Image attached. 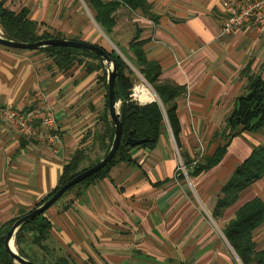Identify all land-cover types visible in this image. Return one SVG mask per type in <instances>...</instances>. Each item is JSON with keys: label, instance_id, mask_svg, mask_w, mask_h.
Here are the masks:
<instances>
[{"label": "crops", "instance_id": "0c3cea01", "mask_svg": "<svg viewBox=\"0 0 264 264\" xmlns=\"http://www.w3.org/2000/svg\"><path fill=\"white\" fill-rule=\"evenodd\" d=\"M8 1L0 3L11 9ZM16 1L18 6L11 10L25 7L40 26L65 38L101 41V29L92 17L68 21L80 12L81 0ZM223 1L145 0L149 15L126 5L116 9L114 26L109 35L104 33L107 39L131 55L128 44L135 37L145 58L159 65L158 78L183 88L175 98L177 144L165 122L152 146L131 148L130 161L117 162L106 175L74 187L51 204L43 214L50 225L43 242L51 253L85 264L239 262L218 221L230 210L228 221L251 198L264 203V173L221 216L213 219L211 212L235 167L253 146L264 143V129L232 137L217 164L186 175L212 153L219 141L215 135L226 133V117L245 91L248 77H264L262 37L250 27L219 34ZM123 24L128 25L129 37L119 44L117 28ZM97 75L85 73L78 64L61 71L41 51L0 46V107L37 109L39 116L49 109L57 124V138L49 144L22 137L0 118V227L51 191L63 165L75 154L79 166L103 154L104 88ZM185 160L188 165L182 172L177 166ZM252 240L264 252V223L253 231Z\"/></svg>", "mask_w": 264, "mask_h": 264}, {"label": "trees", "instance_id": "16d2710c", "mask_svg": "<svg viewBox=\"0 0 264 264\" xmlns=\"http://www.w3.org/2000/svg\"><path fill=\"white\" fill-rule=\"evenodd\" d=\"M81 1L89 10L93 21L106 35L110 34L115 24L114 13L120 5H126L131 10L137 9L143 15H149L147 13L148 5L145 0ZM0 33L5 38L22 42H34L47 38H65L57 31L40 29V24L29 17L28 10L25 7H20L18 10L13 11L3 7L1 3ZM141 44V41L136 40L135 37L130 40L128 50L131 55L128 59L137 73L142 76L148 85H150L156 95V99L143 104L133 100L129 96L131 87L133 86L131 80L133 71L126 66L122 58L114 50H106L99 45L106 51L109 57L114 58L117 62L119 74L116 87L123 96V99L118 105L119 119L121 122V138L114 155L102 168L72 185L64 192L79 185H85L95 178L106 175L109 168L117 162L130 161L129 150L131 148L136 146H152L165 122L177 144L179 125L175 113V98L182 93L183 88L158 78L160 73L159 65L145 58ZM34 51H41L48 54L52 64L61 71H66L73 64L81 65L85 73L93 71L99 72L104 69L102 61L88 49L54 46L36 49ZM97 78L104 87V104L101 118L105 124L107 143L104 147L103 156L109 146L113 126L107 113L106 84L104 77L99 75ZM225 126L227 129L225 134L215 135L218 137L217 139H219V141H217L216 147L212 153L205 155L202 162L196 163L187 171L186 175L188 177L194 176L217 164L221 160L225 148L232 137L243 131L257 132L264 129V77H260L259 75L248 77L245 91L236 98L231 112L226 117ZM130 131L133 132L135 138L149 136L152 140L139 145L129 146L124 143V139ZM98 159L99 158L94 159L93 162L86 166H79L80 158L78 154H75L63 165L57 185L35 205L52 193L60 184L92 165ZM183 164L185 167L188 165L186 160L183 161ZM263 173L264 143L253 146L249 155L235 167L227 181L222 185L212 209L211 217L216 219L221 216L223 210L237 199L238 194L251 182L260 178ZM43 214L44 211L34 216L32 219L22 224L15 232L13 244L16 251L35 263L70 264L65 257H56L52 262L45 258L44 254L49 252V250H47L42 242L48 235L50 225ZM17 217L10 219L0 227V264H14L12 258L4 250L3 233ZM263 223L264 203L260 199L254 197L242 203L234 211L233 216L221 228L223 237L235 253L240 264H264V252L262 250H257L252 240L253 231ZM33 247H37L43 251V254L38 255ZM29 248L32 250L29 251Z\"/></svg>", "mask_w": 264, "mask_h": 264}, {"label": "water", "instance_id": "95a60500", "mask_svg": "<svg viewBox=\"0 0 264 264\" xmlns=\"http://www.w3.org/2000/svg\"><path fill=\"white\" fill-rule=\"evenodd\" d=\"M0 46L10 49H26V50H36L45 47H73V48H84L92 51L104 64L105 67V84H106V99H107V113L113 126V132L109 146L104 153V155L99 158L95 163L86 167L82 171L78 172L70 179L66 180L58 187L54 189L46 198L41 200L37 205L32 207L26 213L17 217L8 227V229L3 233V247L6 253L12 258L13 262L17 264H41L30 261L29 259L20 255L13 244V236L18 228L32 219L34 216L45 211L53 202H55L59 196L72 185L85 179L92 173L98 171L102 168L108 160L114 155L116 148L120 142L121 138V122L119 119L118 105L123 99L120 90L116 87V81L118 77L117 62L114 58L109 57L106 51L99 45L82 40H74L68 38H47L40 39L34 42H22L17 40H12L5 38L0 33ZM150 101L156 99V95ZM149 101V102H150ZM152 138L149 136H144L141 138H135L133 132L130 131L124 139V143L129 146L139 145L148 141Z\"/></svg>", "mask_w": 264, "mask_h": 264}, {"label": "built area", "instance_id": "2783aa9c", "mask_svg": "<svg viewBox=\"0 0 264 264\" xmlns=\"http://www.w3.org/2000/svg\"><path fill=\"white\" fill-rule=\"evenodd\" d=\"M222 8L220 35L231 33L242 27H250L264 39V0H224ZM129 96L140 104L150 101H141L135 89L130 91ZM38 114L37 109L22 110L8 105L0 107L2 121L14 128L22 137L37 138L53 144L57 138L55 117L49 109H44L41 116ZM184 168L179 161L177 169L184 172Z\"/></svg>", "mask_w": 264, "mask_h": 264}, {"label": "rangeland", "instance_id": "374dc122", "mask_svg": "<svg viewBox=\"0 0 264 264\" xmlns=\"http://www.w3.org/2000/svg\"><path fill=\"white\" fill-rule=\"evenodd\" d=\"M57 1H60V0H57ZM62 1V0H61ZM66 1H68V0H66ZM75 1H78V0H75ZM7 4H8V6L11 8V9H13V8H15L16 6H18V3H17V1L16 0H10V1H8L7 2ZM83 4V3H82ZM82 8H80L79 9V13L78 12H75L76 14H75V16L74 17H72L73 19L71 20L70 18H68V21H71L72 23L71 24H73V22H75L76 20H77V17H79L80 15L82 16V17H87V19H90V17H91V15H90V13H89V10L87 9V7H84V5H82L81 6ZM60 26L61 27H68V25L66 24V25H64L63 26V24L61 23L60 24ZM126 26L128 27V25L126 24H123V25H119L118 26V28H117V30L119 31V33L121 34V37L122 38H120V40H119V44H124L125 42H126V40L128 39V37H129V35H128V33H125L126 32ZM40 29H47V30H49V31H52V29H50V28H44V27H42V26H40ZM66 34V33H65ZM67 35V34H66ZM99 35H100V39H101V41L99 40V42L98 43H96L97 45H100V46H102V47H104L106 50H110V49H112V50H114L121 58H122V60L124 61V63L126 64V66L129 68V69H131L132 71H133V73H132V76H131V80H132V82H133V86L131 87V90L130 91H132L133 89H135V91H136V94H137V96H140L139 94H140V89H142V87H144V88H146L150 93H151V95H152V97L153 98H155L154 97V93H153V90L151 89V87H150V85H148L146 82H145V80L142 78V76L141 75H139L138 73H137V71H136V69L133 67V65L131 64V62H130V60L128 59L129 57H130V55L129 54H127V55H125V54H123L120 50L122 49V48H120V47H117L116 46V44L114 43V42H112V40H110L109 38L107 39V37H106V35L102 32V31H100L99 30ZM63 36V35H62ZM74 40H77V39H74ZM120 50H119V49ZM103 64V63H102ZM104 65V64H103ZM126 73V72H125ZM99 75H102L103 77H104V81H105V78H106V74H105V67H104V69L103 70H101V71H99L98 72V75H97V77L99 76ZM104 87H102V89H103ZM140 98V100L141 101H148L149 99L146 97V96H140L139 97ZM263 133V134H262ZM262 136L264 135V132L262 131ZM250 136V135H249ZM260 136V135H259ZM263 140H264V136H263V138H262ZM102 156V155H101ZM100 158V157H99ZM94 160H89L88 162L89 163H91V162H93ZM88 163V164H89ZM73 189V188H72ZM68 191H70V190H68ZM68 191H66V192H64L60 197H62L65 193H67ZM58 198L55 202H53V203H57L61 198ZM52 203V204H53ZM229 211L230 210H227L226 211V213H225V215H223L221 218H220V220L221 221H218L219 222V229H220V227H222V226H224L225 224H226V222H227V218H228V214H229ZM213 228H214V230H215V233L218 235V236H220L221 234H220V230H218V228H216V227H214L213 226ZM221 239V238H220ZM223 241V240H222ZM43 244H44V242H42ZM45 245V244H44ZM224 245V244H223ZM46 248H47V250H49V252H46L44 255H45V258H47V260H49V261H53V259L54 258H56V257H65L64 256V254H63V256H57L56 254V252H53V253H51L50 252V249L47 247V246H45ZM224 247H226V245L224 246ZM33 249L38 253V255L39 254H43L42 252L43 251H41L40 249H38L37 247H33ZM32 249H30L29 248V251H31ZM227 251H229L228 250V248H227ZM225 256L226 257H228V254H226V252H225ZM65 258H67V260L69 261V263L70 264H85V263H75L71 258H69V257H65ZM235 261V260H234ZM14 264H17V263H15V262H13ZM235 264H240L238 261H235L234 262Z\"/></svg>", "mask_w": 264, "mask_h": 264}, {"label": "bare ground", "instance_id": "6f19581e", "mask_svg": "<svg viewBox=\"0 0 264 264\" xmlns=\"http://www.w3.org/2000/svg\"><path fill=\"white\" fill-rule=\"evenodd\" d=\"M140 96H146L149 100H151L152 99V95H151V93L148 91V90H146L144 87H142V89H140V94H139ZM140 96H138V98L140 97ZM140 99V98H139Z\"/></svg>", "mask_w": 264, "mask_h": 264}]
</instances>
